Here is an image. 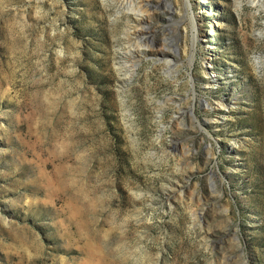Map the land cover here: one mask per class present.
<instances>
[{
	"label": "rangeland",
	"instance_id": "374dc122",
	"mask_svg": "<svg viewBox=\"0 0 264 264\" xmlns=\"http://www.w3.org/2000/svg\"><path fill=\"white\" fill-rule=\"evenodd\" d=\"M144 2L0 0V264H264V0Z\"/></svg>",
	"mask_w": 264,
	"mask_h": 264
},
{
	"label": "bare ground",
	"instance_id": "6f19581e",
	"mask_svg": "<svg viewBox=\"0 0 264 264\" xmlns=\"http://www.w3.org/2000/svg\"><path fill=\"white\" fill-rule=\"evenodd\" d=\"M104 1H111V2H113L115 4V6H118V8L120 7V8L125 10V12L123 11V13L121 15L125 16L126 21H127L125 36L129 40L130 39V31L134 30L133 29L134 26H132V24L135 23L137 25V24H140L143 21L144 15L147 14V12H148V10H147V5L148 4L145 3L144 0H104ZM253 3L257 4L256 2H253ZM117 11H116V13L119 14V12H117ZM114 20H117V17H114ZM139 26H137V27H139ZM142 39L143 38H141V36H140L138 38V41H134V44H132L130 46V48L132 50L130 48H128V50H126L124 52V55H130V56L133 55V57H134V51H135L137 54L142 55L143 58H146L147 57L146 50H149V49L151 50V48L153 46H150L151 44L149 45V44H146V43L141 44ZM156 53L159 56L160 61H164L165 63L170 62L169 60L166 59L168 56H167V53H166L165 49L158 48V49H156ZM206 65H207L206 69L211 68L210 65H208V62H207ZM121 68H122V66L119 65L118 69H121ZM206 74L209 76V80H210L209 82L210 83H214V78H213V76H211L212 73L211 72H209V73L206 72ZM124 79L125 78H122L121 81L123 82ZM205 106L210 107L208 105V103H206Z\"/></svg>",
	"mask_w": 264,
	"mask_h": 264
}]
</instances>
